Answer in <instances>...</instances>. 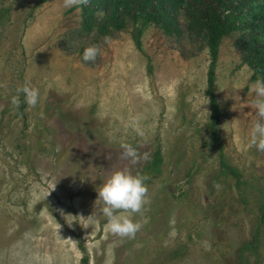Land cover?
Returning a JSON list of instances; mask_svg holds the SVG:
<instances>
[{
	"label": "rangeland",
	"instance_id": "obj_1",
	"mask_svg": "<svg viewBox=\"0 0 264 264\" xmlns=\"http://www.w3.org/2000/svg\"><path fill=\"white\" fill-rule=\"evenodd\" d=\"M86 4L0 0V264H264V151L251 144L264 123L252 86L264 78L248 62L243 23L220 45L214 142L212 56L189 11L167 32L130 14L111 23L108 10L90 19ZM89 46L95 61L83 59ZM26 80L40 90L35 108L23 95L10 103ZM124 143L138 164L119 156ZM219 146L242 186L223 173ZM123 167L147 177L141 211L117 213L142 225L133 238L111 233L98 200Z\"/></svg>",
	"mask_w": 264,
	"mask_h": 264
},
{
	"label": "trees",
	"instance_id": "obj_2",
	"mask_svg": "<svg viewBox=\"0 0 264 264\" xmlns=\"http://www.w3.org/2000/svg\"><path fill=\"white\" fill-rule=\"evenodd\" d=\"M238 1V2H237ZM84 10L91 15L92 19L97 10H108L112 16L106 21L124 25L121 15H133L135 23L142 21L143 26L152 22L162 25L167 32H171L176 21L175 13L186 8L194 26L204 29L208 37V45L212 56V64L209 71V95L211 99L212 124L211 134L214 142H220V133L217 129L221 121V111L213 87L216 81V64L219 60V51L222 40L239 30V24L243 23L244 34L242 45L248 53V62L264 78V0H87ZM248 9V10H247ZM90 21V20H88ZM143 26L136 27L133 34L136 45L142 50ZM220 159L223 173L231 174L237 179V185L242 186L241 173L230 165L225 158L222 146H219ZM162 161V156L157 153L153 162L154 169ZM264 220V203L261 205ZM254 242L245 246L253 250Z\"/></svg>",
	"mask_w": 264,
	"mask_h": 264
},
{
	"label": "clouds",
	"instance_id": "obj_3",
	"mask_svg": "<svg viewBox=\"0 0 264 264\" xmlns=\"http://www.w3.org/2000/svg\"><path fill=\"white\" fill-rule=\"evenodd\" d=\"M87 0H64L65 8H72L78 5L86 4ZM100 53L98 46H89L83 53L84 61H95ZM252 90L256 93L257 99L254 106L257 115L264 118V80H257L252 86ZM17 95L10 99V103L19 107L23 95L24 102L32 108H35L41 100L40 90L32 86L30 81H25L22 86L16 89ZM133 130L138 137L145 136L144 130L137 123H133ZM251 144L258 151H264V123L257 121L252 130ZM122 151L119 156L130 164H138L141 155L137 148L132 144H121ZM148 159V153L145 152L142 157ZM147 177L134 173L131 168L123 167L115 169L111 172L103 186L98 190V200L102 201L103 207L101 213L107 218L108 227L111 233L121 237L133 238L140 230L141 224L137 222L131 215H118L120 211L127 213H139L147 202L148 187L146 184Z\"/></svg>",
	"mask_w": 264,
	"mask_h": 264
}]
</instances>
